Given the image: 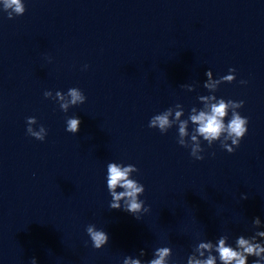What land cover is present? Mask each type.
Returning a JSON list of instances; mask_svg holds the SVG:
<instances>
[{"label": "water", "instance_id": "obj_1", "mask_svg": "<svg viewBox=\"0 0 264 264\" xmlns=\"http://www.w3.org/2000/svg\"><path fill=\"white\" fill-rule=\"evenodd\" d=\"M0 264H264V0H0Z\"/></svg>", "mask_w": 264, "mask_h": 264}]
</instances>
